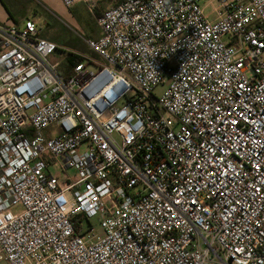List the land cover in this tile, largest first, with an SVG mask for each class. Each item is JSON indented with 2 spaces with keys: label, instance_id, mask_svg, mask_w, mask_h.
<instances>
[{
  "label": "built area",
  "instance_id": "obj_1",
  "mask_svg": "<svg viewBox=\"0 0 264 264\" xmlns=\"http://www.w3.org/2000/svg\"><path fill=\"white\" fill-rule=\"evenodd\" d=\"M97 24L67 78L34 22L0 23V264H264V0Z\"/></svg>",
  "mask_w": 264,
  "mask_h": 264
},
{
  "label": "crops",
  "instance_id": "obj_2",
  "mask_svg": "<svg viewBox=\"0 0 264 264\" xmlns=\"http://www.w3.org/2000/svg\"><path fill=\"white\" fill-rule=\"evenodd\" d=\"M122 1L123 0H100L96 8L95 15H92L89 13L84 3L76 4L71 9H67L68 13H66V8L62 4L61 0H19V6L28 14L26 15V13H24L23 18L20 21L14 20L12 18L13 22L10 25H16L17 27L22 28L26 21H32L37 25L33 17L41 16V9L48 11L53 20L61 27H66V24L71 23L73 26L79 28L82 31V36L76 37L73 31V34H68L62 27V30L65 31V46L61 48L65 49L64 51L68 52L69 54L83 58L85 62L95 61L97 60V55L88 48L86 41L97 40L100 38L101 31L98 27V24L96 23L97 18L101 16L104 11L117 6ZM83 10L85 11L84 16L91 21L90 25L88 26L83 23ZM49 42L58 47L55 42ZM90 53L94 57L90 56ZM1 175L2 168L0 167V177Z\"/></svg>",
  "mask_w": 264,
  "mask_h": 264
},
{
  "label": "rangeland",
  "instance_id": "obj_3",
  "mask_svg": "<svg viewBox=\"0 0 264 264\" xmlns=\"http://www.w3.org/2000/svg\"><path fill=\"white\" fill-rule=\"evenodd\" d=\"M66 13H68L67 9L65 10ZM209 10H207L206 13H208ZM26 13L21 9L19 6V0H0V23L1 24H11L14 20L20 21L23 18V14ZM85 11L83 10V23H85L86 26L90 25L91 21L90 19L86 18L84 16ZM28 13H26L27 15ZM50 13L48 11H45L41 9V16L33 17L35 22L37 23V27L40 30V37L49 41L55 42L59 49H57L51 56L50 61L52 63H56L60 65V70L63 69L64 66H66V60L69 56V53L64 51L65 49H62L61 47L65 46V31L68 34H75L76 37L82 36V31L73 26L71 23L66 24L62 27L57 24L52 16L49 15ZM13 18V19H12ZM85 21V22H84ZM97 23V22H96ZM62 25V24H61ZM73 31V33H72ZM90 56L94 57L91 53ZM168 86V81L166 80L163 85L158 86L154 90V94L157 97H161L164 92L166 91ZM70 174L73 175L74 173L70 171Z\"/></svg>",
  "mask_w": 264,
  "mask_h": 264
},
{
  "label": "trees",
  "instance_id": "obj_4",
  "mask_svg": "<svg viewBox=\"0 0 264 264\" xmlns=\"http://www.w3.org/2000/svg\"><path fill=\"white\" fill-rule=\"evenodd\" d=\"M81 62H84L83 58L77 57L73 54H69L66 60V66L63 67L61 73L67 78L70 77L74 67Z\"/></svg>",
  "mask_w": 264,
  "mask_h": 264
}]
</instances>
